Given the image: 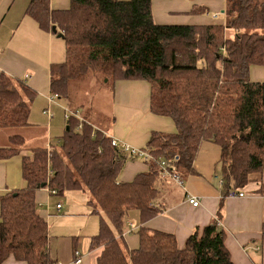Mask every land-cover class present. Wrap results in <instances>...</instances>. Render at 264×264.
<instances>
[{"label": "trees", "instance_id": "1", "mask_svg": "<svg viewBox=\"0 0 264 264\" xmlns=\"http://www.w3.org/2000/svg\"><path fill=\"white\" fill-rule=\"evenodd\" d=\"M155 1L71 0L70 9L56 11L50 0H30L27 14L43 30L54 33L56 26V35H64L66 61L51 68L54 95L70 105L72 85L89 84L99 75L105 85L144 81L151 87L150 112L169 118L176 131L153 132L142 149L151 155L148 171L124 182L120 174L128 160L112 145L108 129L81 112L83 120L71 115L50 151L33 147L23 156L26 187L0 198V264L9 258L57 264L50 258L48 223L36 201L43 185L59 197L88 191L93 213L105 215L92 240V249L104 248L97 264H235L219 220L183 249L173 234L147 227L138 231L136 250H128L119 236L130 212H139L143 224L159 214L160 159L173 163L170 171L188 175L202 144L218 146L225 198L231 191L245 196L252 176L264 172V82L251 80V69L264 66V0H222L225 21L209 25L157 23ZM207 12L195 7L191 13ZM35 96L22 80L2 74L0 130L29 126ZM24 150L25 137L13 134L9 147L0 148V160Z\"/></svg>", "mask_w": 264, "mask_h": 264}, {"label": "crops", "instance_id": "2", "mask_svg": "<svg viewBox=\"0 0 264 264\" xmlns=\"http://www.w3.org/2000/svg\"><path fill=\"white\" fill-rule=\"evenodd\" d=\"M29 4L30 0H0V76L6 74L22 80L36 92L29 104L30 125L24 127V133L21 134L25 137L27 150L0 160V198L26 187L22 175V158L31 155L28 149L43 147L49 150L66 129L65 110L60 102H56L60 98L51 92V68L65 63L66 43L56 34L43 30L27 14ZM50 6L56 11L68 10L71 0H50ZM195 7L208 9V12L193 14L191 12ZM224 8L225 1L222 0H159L153 5V13L160 24L209 25L218 22L214 15L223 12ZM251 80L264 82V66L251 69ZM114 86L115 120L107 130L110 137L142 150L147 148L153 132L176 131L169 118L150 112L151 87L147 82L119 81ZM44 112H49L52 117ZM87 120L92 122L89 117ZM7 130H0V148L9 147L12 134ZM220 157L218 146L204 143L193 165L194 172L183 175L177 171L182 177V185L169 178H161L156 200L159 214L144 224L137 211L130 212L127 217L125 231L119 236L127 249L139 248L138 231L142 227L173 234L179 248L183 249L192 236L202 239L206 228L219 220L235 264H264V243L261 240L264 172L252 176L244 189V197L225 198L220 188L221 176L217 173ZM148 169L149 164L144 159L128 160L120 179L130 182ZM51 196L48 188H41L36 194L40 215L48 223L50 258L55 263L75 264L78 253L82 259L79 264H97L104 248L92 249V240L100 231L101 216L105 215L93 213L88 204L90 198L87 201H72L65 213H62L63 203L56 202V210L53 211L45 207ZM190 196L200 199L199 207L195 208L187 202ZM60 203L62 208L58 210L57 205ZM3 264L26 263L9 258Z\"/></svg>", "mask_w": 264, "mask_h": 264}, {"label": "rangeland", "instance_id": "3", "mask_svg": "<svg viewBox=\"0 0 264 264\" xmlns=\"http://www.w3.org/2000/svg\"><path fill=\"white\" fill-rule=\"evenodd\" d=\"M214 17L220 21L225 20V16L222 12H219L216 14V16L214 15ZM114 85L115 84L112 83L105 85L103 82V77L99 75L97 76V79H92L89 84L85 81L80 84L75 83L72 85V102L70 105L68 104L69 101L63 99H58L56 102H60L61 107L65 111H68V107L72 108L79 113L81 112L85 118L89 117L92 119V122L97 126L103 129H108L109 127H112L115 120L114 109L116 91ZM80 103L82 104L81 108L79 107ZM7 132L12 135H17L23 134L24 130L23 128H14L7 130ZM217 173L219 174V172ZM88 198H90L88 191H68L63 197L52 195L45 207L55 211V203L62 202V213H65L68 209V206L72 204V201L76 199H79L80 201H87ZM59 214H55V216Z\"/></svg>", "mask_w": 264, "mask_h": 264}, {"label": "built area", "instance_id": "4", "mask_svg": "<svg viewBox=\"0 0 264 264\" xmlns=\"http://www.w3.org/2000/svg\"><path fill=\"white\" fill-rule=\"evenodd\" d=\"M55 97H57V95H55ZM44 113H49V112H44ZM71 115H74V116L80 118L81 120H83V118L81 117V114L78 111H75V112L66 111L65 112V119L68 120ZM49 116L52 117V115H50V113H49ZM79 129H81V126H79ZM112 145L114 147H118L120 149V152L126 157L127 160H134V159H137V158L144 159L147 162L151 160V155H150V153L148 151L132 148V147H130L127 144L120 143L115 138H112ZM48 149L50 150L51 147H49ZM158 166H159V168L161 170L162 178H169V179L174 180L175 182L179 183L180 185L183 184L182 177L177 173V171H170L169 168L173 167V163L172 162H167V161H165L163 159H160L158 161ZM49 192L52 195H56L57 194L56 190H49ZM229 197L230 198L244 197V194H242V193L238 194L237 192L231 191L229 193ZM187 202L191 206H193L195 208L199 207L200 204H201L200 199L195 197V196L188 197L187 198ZM61 208H62V204L60 203V204L57 205V209L61 210ZM77 256H78V259L75 260V264H79L82 261L80 255L78 253H77ZM57 264H62V263L59 262Z\"/></svg>", "mask_w": 264, "mask_h": 264}, {"label": "water", "instance_id": "5", "mask_svg": "<svg viewBox=\"0 0 264 264\" xmlns=\"http://www.w3.org/2000/svg\"><path fill=\"white\" fill-rule=\"evenodd\" d=\"M53 32H54L55 34L58 33V29H57L56 26L53 27ZM58 37H59V38H63L64 35H63V34H59ZM67 129H69V128L67 127ZM41 188H45V186L43 185Z\"/></svg>", "mask_w": 264, "mask_h": 264}]
</instances>
